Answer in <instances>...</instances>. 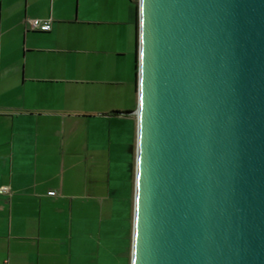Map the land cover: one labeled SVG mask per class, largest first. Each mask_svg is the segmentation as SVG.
Returning <instances> with one entry per match:
<instances>
[{
  "label": "water",
  "instance_id": "95a60500",
  "mask_svg": "<svg viewBox=\"0 0 264 264\" xmlns=\"http://www.w3.org/2000/svg\"><path fill=\"white\" fill-rule=\"evenodd\" d=\"M131 264H264V0H138Z\"/></svg>",
  "mask_w": 264,
  "mask_h": 264
},
{
  "label": "crops",
  "instance_id": "0c3cea01",
  "mask_svg": "<svg viewBox=\"0 0 264 264\" xmlns=\"http://www.w3.org/2000/svg\"><path fill=\"white\" fill-rule=\"evenodd\" d=\"M123 1L0 0V264H73L72 212L83 206L69 162L89 159L98 141L87 131L126 112L112 89L87 88L130 83ZM34 18L50 29H30ZM131 247L130 235L127 264Z\"/></svg>",
  "mask_w": 264,
  "mask_h": 264
},
{
  "label": "rangeland",
  "instance_id": "374dc122",
  "mask_svg": "<svg viewBox=\"0 0 264 264\" xmlns=\"http://www.w3.org/2000/svg\"><path fill=\"white\" fill-rule=\"evenodd\" d=\"M138 0H124L132 10V53L122 63L131 72L128 85L89 84L87 88L113 90L115 106L126 111L95 133H87L89 139L97 136L90 145L88 160L69 162L74 192L82 195V209H74L73 264H127L129 236L132 237L137 119L129 112L137 106L134 73L135 8ZM106 9V8H105ZM125 61V62H124ZM122 64V67H123ZM129 93L126 98L125 94ZM107 97H104V101ZM92 147L94 151H92ZM77 163L79 165L77 166ZM80 171V177L76 178ZM79 219V222H77ZM79 237V241L77 239ZM78 242L81 248L78 247ZM79 252V253H78ZM77 253L79 254L77 260ZM77 261V262H76Z\"/></svg>",
  "mask_w": 264,
  "mask_h": 264
},
{
  "label": "built area",
  "instance_id": "2783aa9c",
  "mask_svg": "<svg viewBox=\"0 0 264 264\" xmlns=\"http://www.w3.org/2000/svg\"><path fill=\"white\" fill-rule=\"evenodd\" d=\"M50 24H51V20L50 19H47V20H41V19H29L28 20V26L30 29H33V30H43V31H46V30H49L50 29ZM9 188L7 186H3L1 188L0 191L2 192H8Z\"/></svg>",
  "mask_w": 264,
  "mask_h": 264
},
{
  "label": "trees",
  "instance_id": "16d2710c",
  "mask_svg": "<svg viewBox=\"0 0 264 264\" xmlns=\"http://www.w3.org/2000/svg\"><path fill=\"white\" fill-rule=\"evenodd\" d=\"M135 61H134V73H135V89L137 85V50H138V5L136 2L135 8V47H134Z\"/></svg>",
  "mask_w": 264,
  "mask_h": 264
}]
</instances>
